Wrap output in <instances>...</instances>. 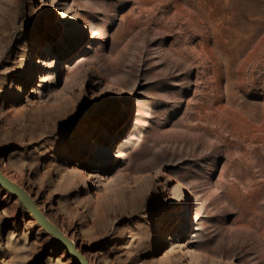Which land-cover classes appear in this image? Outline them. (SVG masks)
Segmentation results:
<instances>
[{"label": "rangeland", "instance_id": "374dc122", "mask_svg": "<svg viewBox=\"0 0 264 264\" xmlns=\"http://www.w3.org/2000/svg\"><path fill=\"white\" fill-rule=\"evenodd\" d=\"M0 170L91 264H264V0H0ZM0 264L78 263L0 187Z\"/></svg>", "mask_w": 264, "mask_h": 264}, {"label": "water", "instance_id": "95a60500", "mask_svg": "<svg viewBox=\"0 0 264 264\" xmlns=\"http://www.w3.org/2000/svg\"><path fill=\"white\" fill-rule=\"evenodd\" d=\"M0 187L4 188L10 192L15 198H17L23 206L26 208L29 214H31L38 224L51 236H53L64 249L70 251L72 255L75 256V260L80 264H89L84 256L77 251V248L72 244V242L66 238L63 233L55 227L42 213L38 205L32 198V196L20 185L13 182L9 177H7L3 172L0 171Z\"/></svg>", "mask_w": 264, "mask_h": 264}, {"label": "bare ground", "instance_id": "6f19581e", "mask_svg": "<svg viewBox=\"0 0 264 264\" xmlns=\"http://www.w3.org/2000/svg\"><path fill=\"white\" fill-rule=\"evenodd\" d=\"M34 66L36 67V66H41L40 65V62H35L34 63ZM137 116H139V114L137 115ZM135 128V127H134ZM134 130L135 129H133L132 131H131V134H130V136L129 137H133L134 136ZM103 151L102 150H98V151H95V154H99V153H102ZM1 171V170H0ZM2 172V171H1ZM93 179H95V175H93L92 173H88V175H87V177H86V181L87 182H91ZM14 182V181H13ZM33 198V197H32ZM34 199V198H33ZM35 201V200H34ZM40 209V208H39ZM43 213V212H42ZM233 213V212H232ZM44 214V213H43ZM188 214H187V212H185L184 213V216L186 217ZM49 220V219H48ZM50 221V220H49ZM248 221V220H247ZM51 222V221H50ZM264 222V214L262 215V216H260L259 218H257V219H254V220H251V221H249V228L250 229H259L260 228V225L262 224ZM52 223V222H51ZM244 223V222H243ZM248 223V222H247ZM53 224V223H52ZM54 225V224H53ZM55 226V225H54ZM56 227V226H55ZM247 227V226H246ZM59 229V228H58ZM60 230V229H59ZM247 230H248V228H247ZM61 231V230H60ZM258 231V230H257ZM62 232V231H61ZM63 233V232H62ZM63 235L66 237V238H68L67 236H66V234H64L63 233ZM71 242H72V244H74V246L77 248V251L78 252H80V250L78 249V247L76 246V244L70 239V238H68ZM156 245H157V242H156ZM185 248V247H184ZM64 250H66L69 254H70V256H72L74 259H75V256L74 255H72L71 253H70V251L69 250H67V249H64ZM81 253V252H80ZM184 253V252H183ZM193 253V252H192ZM82 254V253H81ZM83 256H84V258L88 261V263L89 264H91L90 263V261L88 260V258L84 255V254H82ZM188 255H191V251H189V250H187V252H185L184 253V256L185 257H187ZM192 259H194V258H192ZM190 260V259H189ZM76 261V260H75ZM190 261H192L193 262V260H190ZM77 262V261H76ZM78 263V262H77ZM78 264H80V263H78Z\"/></svg>", "mask_w": 264, "mask_h": 264}]
</instances>
